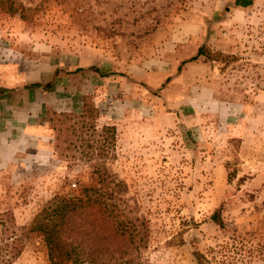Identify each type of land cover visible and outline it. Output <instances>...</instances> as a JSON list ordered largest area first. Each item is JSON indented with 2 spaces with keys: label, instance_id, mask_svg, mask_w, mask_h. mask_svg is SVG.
I'll use <instances>...</instances> for the list:
<instances>
[{
  "label": "rangeland",
  "instance_id": "374dc122",
  "mask_svg": "<svg viewBox=\"0 0 264 264\" xmlns=\"http://www.w3.org/2000/svg\"><path fill=\"white\" fill-rule=\"evenodd\" d=\"M232 1L0 0V63L64 88L32 143L0 166V230L2 213L28 229L52 195L93 183L92 148L111 125L99 160L147 220V264H195L194 251L208 264H264V0ZM193 18L198 48L219 56L157 63L189 45ZM152 64L167 79L148 84ZM75 65L84 71L71 78ZM82 103L94 108L85 126ZM22 243L12 264H51L40 235Z\"/></svg>",
  "mask_w": 264,
  "mask_h": 264
},
{
  "label": "trees",
  "instance_id": "16d2710c",
  "mask_svg": "<svg viewBox=\"0 0 264 264\" xmlns=\"http://www.w3.org/2000/svg\"><path fill=\"white\" fill-rule=\"evenodd\" d=\"M250 3L251 0H234L231 6L246 8ZM14 9L13 6L8 8L12 14H15ZM198 56L212 61L219 55L207 53L200 46L196 48L195 56L182 62ZM78 70L80 68L74 69V72ZM51 83L43 85L34 82L26 88L40 86L45 89ZM93 111V107L82 103L78 116L81 126L86 125L84 115L90 116ZM87 126L94 130L92 123ZM100 132L105 133L106 143L103 146L96 140L92 148L97 157L90 171V175L95 176L93 183L83 184L75 180L73 184L76 187L68 193L52 195L34 215L28 229L17 226L10 212L1 214L7 219H1L0 264H12L20 257L22 239L30 233L40 235L51 264H147L142 256L149 236L147 220L137 212L135 204L130 206L127 199L120 197L126 184L111 174L99 160L110 154L115 128L102 125ZM211 220L218 226L222 224L217 211L211 215ZM193 257L195 264H208L197 251L193 252Z\"/></svg>",
  "mask_w": 264,
  "mask_h": 264
},
{
  "label": "crops",
  "instance_id": "0c3cea01",
  "mask_svg": "<svg viewBox=\"0 0 264 264\" xmlns=\"http://www.w3.org/2000/svg\"><path fill=\"white\" fill-rule=\"evenodd\" d=\"M184 23L182 29L186 32L184 35L189 45L182 49L177 48L172 57L170 56L165 60L162 57V60L159 61L158 59L157 63L162 64L170 60V62H173L172 66L176 65L177 67L180 61L195 56L196 48H198L195 41L200 39L198 35L201 34L202 27L199 25L201 22L193 18ZM185 56L188 57L185 58ZM186 63L191 64L190 61H186ZM10 67L9 64L0 63V166L11 163L17 149H27L26 144L32 143L34 134L36 135L41 131L39 129V119L48 108L49 98L51 99L52 94L55 92L64 91L63 87L58 88L56 85V89H52V85L45 89L40 86L26 88L32 82H39L43 85L49 82L47 72L39 69L32 72L31 76L29 71L26 73L20 72L18 76L15 69H10ZM76 68H80V70L74 72ZM161 70L162 68H158L155 64L147 68L148 84H154L151 81L154 77H159L160 80L167 79L168 75ZM83 71L82 65H75L73 68L74 74L69 75V77L78 76ZM31 77L34 79H31Z\"/></svg>",
  "mask_w": 264,
  "mask_h": 264
}]
</instances>
